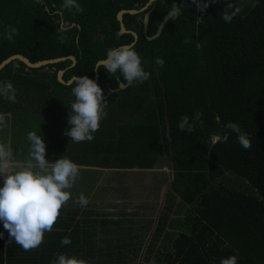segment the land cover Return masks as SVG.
I'll use <instances>...</instances> for the list:
<instances>
[{
    "label": "trees",
    "instance_id": "16d2710c",
    "mask_svg": "<svg viewBox=\"0 0 264 264\" xmlns=\"http://www.w3.org/2000/svg\"><path fill=\"white\" fill-rule=\"evenodd\" d=\"M146 1L78 0L84 11L73 15L60 11L63 0H0V60L14 53L31 60L77 57L73 65L66 58L39 67L16 58L0 69V81L10 80L16 89L15 103L0 97V113L12 114L7 125L19 137L21 154H29L27 133L35 130L53 154L52 163L65 153L78 165L116 172L152 169L161 159L172 170L152 232L150 222L141 227L130 217H93L68 201L43 243L30 251L10 240L0 222V264H52L62 253L89 264H123L122 249L143 245L138 264H220L237 252V264H264V0L252 5L204 0L209 4L204 12L192 0H156L148 7L147 35L156 32L173 3L181 5L182 15L168 19L152 39L142 34L144 11L124 15L125 28L138 34L130 47L150 78L120 87L125 81L119 72L98 69L107 117L91 141L75 143L64 135L75 80L59 81L57 70L64 68V79L77 74L94 80L97 60L133 39L120 32L117 11L139 9ZM228 3L240 8L231 23L221 19ZM62 21L70 22L64 43L57 38ZM7 25L19 30L14 41L3 38ZM157 57L164 59L163 67H157ZM197 111L203 125L192 133L179 130V118ZM229 122L250 134L249 149L225 127ZM228 174L237 180L227 182ZM166 226L176 231L164 236ZM66 236L72 243L62 246Z\"/></svg>",
    "mask_w": 264,
    "mask_h": 264
},
{
    "label": "clouds",
    "instance_id": "9594fccd",
    "mask_svg": "<svg viewBox=\"0 0 264 264\" xmlns=\"http://www.w3.org/2000/svg\"><path fill=\"white\" fill-rule=\"evenodd\" d=\"M197 4L199 11L204 12L209 6L204 0H192ZM215 2V0H211ZM229 9H234L229 11ZM67 10L73 15L84 11L78 0H63L60 11ZM240 12V8L228 3L222 12L221 19L231 23ZM182 15V7L173 3L168 11V19L174 20ZM200 19L197 23H200ZM70 29V22L62 21L58 29V40L64 43L68 37L65 34ZM19 30L10 25L5 26L3 38L14 41ZM187 42V41H186ZM157 67H163L165 61L157 57ZM104 68L108 74L119 72L127 85L134 82L143 83L150 78V73L142 64L141 55L132 47L121 45L107 50L106 58L98 61L94 67ZM74 101L71 103L68 125L64 135L72 142L80 143L94 139V133L100 128L101 121L107 117L108 101L104 98L103 90L98 83L88 76H76L75 86L71 90ZM0 97L16 102V89L10 80L0 81ZM203 113L197 111L191 118L182 115L177 127L181 131L192 133L196 127L202 126ZM12 114L0 113V128L7 126V120ZM225 127L237 134V140L242 148L249 149L250 134L241 130L236 123L229 122ZM228 134L223 140L227 142ZM27 140L30 142L28 158L18 161L10 145L0 143V177H3V186L0 187V222L8 232L10 240H14L25 251L39 247L44 240L45 232H50L60 216V210L72 199L71 189L79 177L80 166L69 157L61 156L54 163L46 160V144L43 136L37 131H29ZM74 203L84 208L89 200L81 193ZM3 233L0 232V237ZM72 243L70 237H64L61 245ZM238 252L227 258H222L220 264H237ZM52 264H89V262L66 253L58 254Z\"/></svg>",
    "mask_w": 264,
    "mask_h": 264
},
{
    "label": "rangeland",
    "instance_id": "374dc122",
    "mask_svg": "<svg viewBox=\"0 0 264 264\" xmlns=\"http://www.w3.org/2000/svg\"><path fill=\"white\" fill-rule=\"evenodd\" d=\"M244 1L245 4L249 5H252L254 2V0ZM12 136L13 138L9 137L8 139V145H14V147H17V152L21 153L22 148L19 146V137L14 134ZM47 147L48 145H46V148ZM62 156H66V154L63 153ZM49 157L53 160V154L51 152ZM56 159H59V157ZM155 166L156 167L152 169L141 170L134 168L131 170H122L117 172L112 169H104L102 180L98 179L99 181L98 183H95V186L97 187L96 189L98 191V195L102 197L107 195L108 197L104 200V197L95 198V192L92 193V195L88 193L86 196L89 197V206H86L87 211H93V213H95L93 217H100L106 220L126 219L128 218L126 214L131 215L130 218L139 219V226L141 227H143L146 222H150V229L152 232V229L157 224L159 213H161L165 204L166 191L170 190V181H172V170H170L168 167V163L165 159L159 160ZM81 177L82 175L79 174L78 178ZM225 179L227 182H234L237 180L232 174H228ZM91 180L92 178L89 179L88 176L85 175L83 178V189L85 188V185H91ZM75 185L77 184L74 183L73 188H75ZM78 189H81V187ZM243 189L247 191L250 190L247 185L243 186ZM75 193H77V191L71 193L73 200L72 204H75L74 200L77 198L74 197ZM178 198L179 197L176 196V199ZM98 225L103 226V223ZM175 231L176 230L174 228H169L166 226L162 235L165 236V232L174 233ZM108 232L112 233L113 230H108ZM103 233H105V230ZM148 238L149 236L144 238L145 244L147 243L146 241ZM144 246L145 245L141 246L140 248L135 246L129 249H122L121 251H124V253L127 251L126 255L127 257L129 256L128 259L126 257L124 260H122V263L138 264V262L141 261ZM130 249L132 250L130 251Z\"/></svg>",
    "mask_w": 264,
    "mask_h": 264
},
{
    "label": "water",
    "instance_id": "95a60500",
    "mask_svg": "<svg viewBox=\"0 0 264 264\" xmlns=\"http://www.w3.org/2000/svg\"><path fill=\"white\" fill-rule=\"evenodd\" d=\"M154 1H156V0H147L145 2V4L142 7H140L139 9H135V8H126L125 9V8H122V9H119L117 11L116 20L119 23L120 32H122V33H131L133 35V39L130 42L122 43V44L118 45L117 47H119L121 45H126V46L130 47L131 45H133L135 43V41L138 38V34H136L133 31H129V30H127L125 28L124 23H123V16L126 15V14H128V15H137L139 13H142V11H144L143 20H142V34H144L148 39L156 38V37H158L160 35L163 26L165 25V23L168 20V11L169 10L160 19V23H159V25L157 27L156 32H154L151 35H147V27H148V22H149V17H150V10L148 9V7ZM16 58L20 59L25 65H28L30 67H39V66H42V65H45V64H48V63H53V62H57V61H60V60H64L66 58H70L71 59V64L70 65H73L75 63V61H77V57H75V55H73V54L58 55V56H52V57H45V58H41V59H37V60H31L26 54L14 53V54H11V55H7V56H5L4 58H2L0 60V69L3 68L11 60L16 59ZM105 58L106 57L99 58L97 60V63H98V61H100L102 59H105ZM97 63H96V65H97ZM63 72H64V68H59L57 70L56 76H57V79L59 81H61L63 83H67V84L71 83L73 80H75L76 76H81V75L74 74V75H71L68 79H64L63 76H62ZM94 80L98 83V80H99V78H98V69H96V68H95ZM119 86L120 87H126L127 83L120 81L119 82ZM106 95L107 94H104V98H105Z\"/></svg>",
    "mask_w": 264,
    "mask_h": 264
},
{
    "label": "crops",
    "instance_id": "0c3cea01",
    "mask_svg": "<svg viewBox=\"0 0 264 264\" xmlns=\"http://www.w3.org/2000/svg\"><path fill=\"white\" fill-rule=\"evenodd\" d=\"M8 126L9 125H7L6 127L0 128V143L8 144L9 137L13 138V136H12L13 133L9 131ZM12 147H13V145H11V148ZM27 147H30V145H28ZM12 150H13L15 157L18 161H23V160L28 158L27 154L24 155V154L18 153L17 147H13ZM46 156H47L46 160H48L50 163H52L51 162L52 159L49 157L50 156V150L49 149L46 150ZM79 166H80V171H79L80 173L79 174L82 175V177H81L82 179L78 178L75 182V184H77V185H75L74 192L77 191V193L74 194V197H78L81 193H84L85 197L88 195V193H90L92 195V193L95 192V195H96L97 194V189H96L97 187L95 186V183H98V181H99L98 179L102 180V174H103L104 169L94 167V166H88V165H79ZM85 175L88 176L89 179L92 178L91 185L89 186L90 189H88L87 191H85V188L83 189V186H84L83 178L85 177ZM2 186H3V177H0V187H2ZM79 187H81V189H78ZM103 197L100 195L97 196V198H103L104 200L107 199L108 196L104 195ZM109 197H110V195H109ZM86 198H89V197H86ZM72 201L73 200L70 199L69 204L72 203ZM73 207H75V208L78 207L81 211L87 210V207L81 208L79 205H75V206L73 205ZM94 214L95 213H93V211H92L91 215L93 216ZM126 216L131 217V215H127V214H126Z\"/></svg>",
    "mask_w": 264,
    "mask_h": 264
},
{
    "label": "flooded vegetation",
    "instance_id": "af4514ba",
    "mask_svg": "<svg viewBox=\"0 0 264 264\" xmlns=\"http://www.w3.org/2000/svg\"><path fill=\"white\" fill-rule=\"evenodd\" d=\"M130 31V30H129Z\"/></svg>",
    "mask_w": 264,
    "mask_h": 264
}]
</instances>
